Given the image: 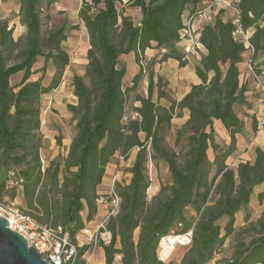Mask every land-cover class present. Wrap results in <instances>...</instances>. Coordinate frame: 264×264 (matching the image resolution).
Segmentation results:
<instances>
[{
  "label": "trees",
  "instance_id": "1",
  "mask_svg": "<svg viewBox=\"0 0 264 264\" xmlns=\"http://www.w3.org/2000/svg\"><path fill=\"white\" fill-rule=\"evenodd\" d=\"M16 1L23 33L14 38V28L0 20V200L17 199L24 215L41 227H59L73 240L96 217L97 188L106 167L115 154L127 161L135 150L126 178L115 183L120 201L107 221L112 237L101 248L104 264H114L115 258L117 264H162L156 258L158 240L178 224L181 232L192 229V244L178 263L163 264H208L229 238L230 257L215 264H264V212L246 227L234 226L236 214L248 207L254 189L264 185V152L255 148L251 163L234 168L226 164L236 150L235 135L244 127L237 108L246 105V86L240 82L238 66L246 51L253 76L259 75L254 60L264 51V0H238L236 16L227 19L219 11L202 26L199 43L206 53L194 68L200 83L167 107L153 101L150 76L146 96L135 94L140 70L132 85L124 88L126 68L118 65V59L134 53L140 69L147 49L163 48L166 53L160 60L175 59L185 65L177 47L185 25L182 16L189 7L193 12L198 0H127L125 4L80 0L78 25L71 29L83 26L88 48L83 77L71 79L76 104L68 110L75 119V133L65 155L57 154L46 167L41 102L62 83L69 64L62 49L66 25L49 27L44 8L48 10L56 0ZM127 8L140 10L139 24ZM236 31L247 35L248 48ZM39 58L43 65L35 69ZM17 75L20 79L12 82ZM130 94L137 102L130 107L137 114L134 118L126 110ZM184 116L171 148L166 137L172 120ZM217 124L227 132L226 144L216 143ZM252 129L257 130L256 121ZM55 141L61 146L60 137ZM148 162L156 169L163 162L167 168L166 180L151 196ZM256 196L262 202L264 192ZM188 208L194 217H187ZM221 218L226 219L223 227L218 225Z\"/></svg>",
  "mask_w": 264,
  "mask_h": 264
},
{
  "label": "rangeland",
  "instance_id": "2",
  "mask_svg": "<svg viewBox=\"0 0 264 264\" xmlns=\"http://www.w3.org/2000/svg\"><path fill=\"white\" fill-rule=\"evenodd\" d=\"M80 0H56L55 3L52 4V6L49 7L48 10L44 11L49 16V27H57L61 26L63 24L66 25V37L67 40L62 43V49L64 52H66L69 55V64L67 68L65 69V72L63 74V77L61 79V84L57 89H55L53 92L42 96V102H41V120H42V135L44 137L45 143V149L43 151V167H46L48 165V162L50 159H53L56 157L57 154L65 155V147L70 142V138H72L73 134L75 133V119L73 118V114L71 111L68 110L69 105H75L76 104V98L72 95V76L78 75L80 77H83L84 71H85V64H86V50L88 48V38L86 37L85 30L83 26H80L79 30H72L71 27L78 25L77 22V12H78V5ZM131 9L130 11L132 13L135 12V8H128ZM18 3L16 0H0V20L8 21V24L10 27L14 28L13 31V37L17 38L22 33L24 28L18 24ZM224 13V12H223ZM227 15L224 16L228 19L233 18L232 16H229L231 11L226 12ZM210 23V22H209ZM238 39L242 38V35L236 34ZM249 54L246 53L244 56V62L247 63V69L252 74V65L251 68H249ZM124 60V58H123ZM43 65V59L39 58L38 62L35 64L34 68L38 69ZM257 67V66H255ZM155 68L154 64H151L149 67V70L147 71V75L144 77V83H143V89L139 90L140 96H146V87L149 82V76L151 78L153 74V70ZM133 71L131 69V65L129 67L128 74H126L125 79L129 77L130 74H132ZM41 73L36 74L32 77V79H37ZM20 75L14 76L11 81H18L20 79ZM254 77V76H253ZM255 78V77H254ZM252 87H255L253 83H251ZM253 89H257L256 87ZM134 96L130 94V98L128 100L127 105V114L130 113V107L133 106L134 102ZM137 105V104H136ZM237 111L239 113V107L237 108ZM183 119L184 118H176L172 122L173 127L168 136L166 137L168 145L173 148L174 145V134L177 129H179L183 125ZM60 137L61 146L57 145V142L55 141V138ZM245 146V145H244ZM258 148L261 151L264 152V140L257 139L253 142L251 146L242 147L240 150V160L249 162L252 160V155L250 153H253L254 149ZM118 155V154H117ZM130 160L123 161L120 160L117 156V162L114 166V170H118L120 175L118 173V179L120 178H126L127 176V170L132 164L134 158H135V150L131 153ZM234 160H229L227 163L231 168H234L233 163ZM146 168L148 169V178L150 181V184H156V181L161 183H164V181L167 178L166 173V167L163 162H160L157 166V169L154 167V165L151 162H148L146 165ZM115 175V174H114ZM111 176V179L113 176ZM110 179V182H111ZM110 185V183H109ZM111 187V186H110ZM109 187V189H110ZM264 189V186L261 187ZM151 189V188H150ZM254 198L250 205L246 209H241L237 214L235 218L234 226L236 229H239L241 227H246L248 224L254 223L264 212V199L262 202L258 201V197L256 194L253 195ZM107 197V196H106ZM4 200H8L7 197L4 198ZM106 200V199H105ZM109 201V200H106ZM187 217L191 218L195 216V213L192 211V209H187L185 212ZM226 219L221 218V220L218 222V225L220 227H223L225 224ZM185 247H177V249L173 252L171 256V261L174 263H178L181 256L185 252ZM233 250V241L231 238L227 239L222 248L218 251L217 254H215L214 259L209 262L208 264H215L217 261L222 259H227L230 257ZM101 252V248L97 249L92 257L91 261L88 264H102L101 255L99 256L97 253ZM116 261L114 264L118 263L117 258H115ZM81 261V260H80ZM81 263V262H80ZM104 264V262H103Z\"/></svg>",
  "mask_w": 264,
  "mask_h": 264
},
{
  "label": "built area",
  "instance_id": "3",
  "mask_svg": "<svg viewBox=\"0 0 264 264\" xmlns=\"http://www.w3.org/2000/svg\"><path fill=\"white\" fill-rule=\"evenodd\" d=\"M237 1L198 0V5L194 11L187 14L184 28L180 32L178 44L183 43L181 49H183L184 60L187 61L190 57L199 55V48L201 47L199 39L202 26L210 24L219 11H231L232 16H236ZM235 33L242 35L241 40L244 42V46L248 48L247 35L245 36L239 31ZM157 53L161 57L166 53V49L160 48ZM139 65L141 74L135 91L137 95L143 84L144 77L151 66V59L144 57ZM249 68H251V62H249ZM136 104L137 102L134 101L133 107L137 106ZM129 116L134 118L137 114L131 110ZM118 158L123 160L120 155ZM116 181H118L117 174L113 176L110 182L111 187L108 195L110 201H107L109 208L105 216L93 224L88 223L87 226L74 235L73 240H70L67 235L63 234V231L59 227L57 229H50L38 225L32 217L24 215L19 210L18 204L14 200H0V216L7 220L9 230L19 233L26 240L27 246L33 247L40 254L43 261L45 260L49 264H78L80 262L81 264H88L91 261L93 253L97 249L109 245L111 240L112 235L109 229H107V221L112 215L116 214L120 201L117 194H115ZM147 194L148 196L152 194L150 188ZM103 201L102 198H99L97 204H102ZM191 241L192 229L181 232L180 224H178L175 231L163 235L158 240L156 258L162 264L168 263L177 247H188L192 244ZM82 250L83 254L79 256Z\"/></svg>",
  "mask_w": 264,
  "mask_h": 264
},
{
  "label": "crops",
  "instance_id": "4",
  "mask_svg": "<svg viewBox=\"0 0 264 264\" xmlns=\"http://www.w3.org/2000/svg\"><path fill=\"white\" fill-rule=\"evenodd\" d=\"M121 1L123 4H125L127 0H121ZM135 9H136L135 12L132 13L130 11L131 9L127 8L126 13L132 16L136 24H139L141 22L140 10L138 8H135ZM191 10H192L191 7L185 10L182 16V19H184V24L186 22L185 18ZM226 15H227L226 12L222 14L223 17ZM228 15L232 16V13L230 14L228 13ZM181 45H183V43L181 44L177 43V47L179 49H181ZM199 49H200L199 55L196 57H190L185 62V65L179 64L175 59H168L166 61L160 60L161 57L157 53L158 50L147 49L145 51L144 56L147 59H151V64L155 65L153 74L151 76V80L153 81V84H154V88L152 92L153 94L152 99L154 102L167 107L173 101L178 102L186 94H188V91L192 85H197L200 83L199 79L195 75L194 68L198 64V61L202 57V55H205L206 50L202 46ZM181 50L183 51V49ZM246 53L249 54V51H246ZM246 53H244L243 55L242 63H240L238 66L240 70V76H239L240 82L246 86V94H245L246 105L239 106V113H238V117L244 122V127L240 134L235 135L237 139L236 150L234 151L235 152L234 155L228 158L227 160V162L229 160H234L233 167L234 166L236 167L238 163H246L245 161L240 160V154H241L240 150L242 149V147L248 148L257 139H261L262 141L264 140V134L262 132V125L264 123V51L258 54L254 60L255 62L254 65L257 66L256 67L258 70L257 73L259 74L257 78L256 77L254 78L253 74H251V72L248 71L247 69L248 67L247 63L245 64L244 62V56ZM118 65L124 66L126 68V74H128L129 67L131 65V69L133 73L130 74L127 79H125L126 74L123 78V87L128 88V86L132 85V81H133L132 78L135 75H137L140 70L139 66L135 62V54L130 53V54H127L126 56L119 57ZM251 83H253L257 89H253L255 87H252ZM142 87H143V84L140 87L141 90L143 89ZM146 90H147V87H146ZM174 119L172 120V122L174 121ZM185 120H186V117L184 116L183 124ZM254 121H256L257 123V130L255 132H253V129H252ZM41 125H42V120H41L40 127ZM215 131H216L215 133L216 143L226 144L228 142L226 130L220 124H217ZM70 143L71 141L66 145L65 153L67 152ZM250 154L252 155V160L249 161L251 163L255 159V151ZM117 156L119 155L115 154L114 160L106 167V173L104 177L102 178L100 186L97 188L98 196L102 198V200L104 201L102 204H97L96 217L93 221L90 222V224H93L94 222L101 220L102 217L105 216L109 208V204L105 199L108 198V195L110 193V189H109V187L111 186L109 185L110 179H111V176L116 173L120 175L118 170H114L115 164L118 163ZM131 156L132 155L130 154V157ZM130 157L128 160H130ZM227 162L226 164L229 166ZM166 173H167V168H166ZM262 186H258L254 189L250 203L252 202L254 198L253 196L254 194L257 195L259 192H264V189L261 188ZM159 187H160V184L158 181H156V184H152L150 187L151 188L150 190L152 193L151 195L155 194ZM14 201L17 204H19L17 199H14ZM97 254L99 256L101 255L102 264H103L104 262L103 250L101 252L99 251Z\"/></svg>",
  "mask_w": 264,
  "mask_h": 264
},
{
  "label": "water",
  "instance_id": "5",
  "mask_svg": "<svg viewBox=\"0 0 264 264\" xmlns=\"http://www.w3.org/2000/svg\"><path fill=\"white\" fill-rule=\"evenodd\" d=\"M0 264H49L17 232H11L8 222L0 216Z\"/></svg>",
  "mask_w": 264,
  "mask_h": 264
}]
</instances>
